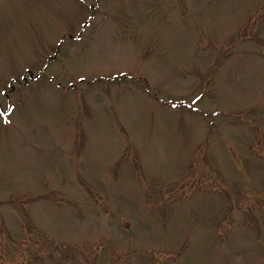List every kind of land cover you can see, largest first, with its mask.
Wrapping results in <instances>:
<instances>
[{
    "label": "rangeland",
    "instance_id": "374dc122",
    "mask_svg": "<svg viewBox=\"0 0 264 264\" xmlns=\"http://www.w3.org/2000/svg\"><path fill=\"white\" fill-rule=\"evenodd\" d=\"M0 264H264V0H0Z\"/></svg>",
    "mask_w": 264,
    "mask_h": 264
},
{
    "label": "water",
    "instance_id": "95a60500",
    "mask_svg": "<svg viewBox=\"0 0 264 264\" xmlns=\"http://www.w3.org/2000/svg\"><path fill=\"white\" fill-rule=\"evenodd\" d=\"M30 77H32V76L30 75Z\"/></svg>",
    "mask_w": 264,
    "mask_h": 264
}]
</instances>
